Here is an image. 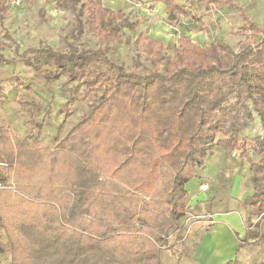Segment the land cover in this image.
<instances>
[{
  "label": "trees",
  "instance_id": "1",
  "mask_svg": "<svg viewBox=\"0 0 264 264\" xmlns=\"http://www.w3.org/2000/svg\"><path fill=\"white\" fill-rule=\"evenodd\" d=\"M150 1L208 35L209 23L192 7L224 5ZM79 3L89 33L120 39L114 22L126 17L122 10L102 0H56L72 12ZM225 3L241 13L237 33L244 40L237 50L220 37L201 46L185 34L175 43L138 34L134 44L152 64L145 74L110 60L106 48L20 52L14 42L11 56L0 53V67L20 61L47 83L65 75L102 91L52 146L31 144L0 125L7 160L0 169L7 186L0 189V255L9 252L11 264H161V251L186 213V184L213 146L239 150L250 163L255 192L247 202L264 217V28L234 0ZM10 13L8 1L0 0V20ZM144 22L139 16L126 26L134 32ZM4 37L13 41L6 31ZM248 101L262 136L242 135ZM219 133L223 138L216 139Z\"/></svg>",
  "mask_w": 264,
  "mask_h": 264
},
{
  "label": "rangeland",
  "instance_id": "2",
  "mask_svg": "<svg viewBox=\"0 0 264 264\" xmlns=\"http://www.w3.org/2000/svg\"><path fill=\"white\" fill-rule=\"evenodd\" d=\"M102 1L110 9L122 10L126 16L114 22L119 28L118 40L103 41L89 33L80 3L76 5L75 12H72L58 6L56 0H34L24 4L20 0H8L11 13L0 20V53L11 56L14 42L20 52L31 47H47L62 52L71 49L106 48L110 60L128 71L145 74L152 64L134 44L138 34L147 33L171 43H175L180 35L185 34L201 46L209 42L210 36L220 37L235 50L239 48L238 41L244 40L243 35L237 33L242 23L241 13L231 9L225 0H222L224 5L219 8L199 2L192 7L202 13L205 21L209 23V35L197 30L189 18L175 21L163 5L150 0ZM175 1L179 4L190 3V0ZM234 1L243 8L245 16L264 28V0ZM139 16H144L145 22L133 32L127 28L126 22ZM5 31L13 41L6 40ZM172 54L173 50L168 49L167 55ZM101 94V90L95 92L76 80L67 81L65 75L47 83L23 62L6 63L0 67V125H6L14 136L31 144L52 146L73 124L90 112L94 101ZM248 111L245 120L248 125L243 129L242 135L262 136L260 118L250 101ZM219 138H223L220 133L216 139ZM10 140L14 141L12 135ZM1 145L5 146L2 143ZM216 150L220 148L213 146L212 152ZM4 156L0 153V161L6 165ZM252 159L258 161L259 156L252 154ZM3 168L4 166L0 167ZM203 184L211 187L208 182ZM177 239L171 234L168 237V246L162 251L170 250L177 243ZM0 262L11 264L10 253L1 254Z\"/></svg>",
  "mask_w": 264,
  "mask_h": 264
},
{
  "label": "crops",
  "instance_id": "3",
  "mask_svg": "<svg viewBox=\"0 0 264 264\" xmlns=\"http://www.w3.org/2000/svg\"><path fill=\"white\" fill-rule=\"evenodd\" d=\"M253 175L239 150L212 152L186 184V213L171 233L177 243L161 252V264H264V217L247 202Z\"/></svg>",
  "mask_w": 264,
  "mask_h": 264
},
{
  "label": "built area",
  "instance_id": "4",
  "mask_svg": "<svg viewBox=\"0 0 264 264\" xmlns=\"http://www.w3.org/2000/svg\"><path fill=\"white\" fill-rule=\"evenodd\" d=\"M5 165L2 161H0V166ZM7 186H5L1 181H0V189L6 188ZM207 188V184H201V189H206ZM0 264H5V263H1Z\"/></svg>",
  "mask_w": 264,
  "mask_h": 264
}]
</instances>
